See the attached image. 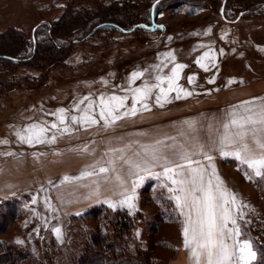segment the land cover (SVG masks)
<instances>
[{"label": "rangeland", "instance_id": "rangeland-1", "mask_svg": "<svg viewBox=\"0 0 264 264\" xmlns=\"http://www.w3.org/2000/svg\"><path fill=\"white\" fill-rule=\"evenodd\" d=\"M223 1L0 0V33L16 30L23 35L24 43L32 32L42 41L50 34L52 45L59 50L54 60H44L36 54L28 61L0 66L3 72L0 141H6L10 150L18 151L14 149L21 143L17 131L36 124V119L59 122L60 109L63 116L81 117L85 114L83 109L91 103L88 114L97 119V124L81 125L71 120L67 121V126L72 131L54 134L56 130L59 132L54 129L52 135L71 136L72 142L67 145H72L75 153L82 151L92 155L99 149V141L105 143V151H110L116 142L122 144L129 140V134L127 127L115 124L104 127L99 117L100 99L127 96L124 104L131 108V90L159 83L156 77L169 76L176 64L185 66L179 70L177 83L191 94L181 93L182 98L176 99L177 93L170 92L169 102L161 107L156 103L159 89L153 87L146 100L151 110L176 108L182 104L191 107L196 98L226 95L232 87L257 83L264 78V7H260L264 0H227L219 13ZM152 2H157L158 10L148 29L137 25L123 32L103 25L121 22L129 26L139 22L145 18ZM239 10L244 13H238ZM75 12L85 16L82 22L73 15ZM26 44L24 50L15 54L17 57L30 56L31 44ZM169 52L174 60L164 55ZM205 52L210 55L201 62L207 65V70L196 63ZM134 71L143 75L130 80ZM189 76L193 77L191 83ZM161 86L167 88V82ZM137 108L140 109L139 104ZM58 143H61L59 138ZM32 146L23 143V149L31 151ZM100 166L106 167L90 162L87 170L95 172ZM233 172L241 178L238 177L239 184L232 180V193L238 202L246 205L241 209L243 218L238 217V224L244 237L252 242L257 260L254 243L264 242V194L260 189L264 175L256 176L253 169L241 164H235ZM142 192L143 197L136 202L135 209L119 208L137 214L126 254L146 260V264H167L172 245L162 229L178 221L176 206L154 180L146 182ZM6 199L18 200L22 215L1 238L28 253L23 264H72L71 258L80 253L87 230L96 228L92 220L79 222L71 217L73 214L62 216L48 190L28 191L14 198L0 196V203ZM54 228L59 229V235Z\"/></svg>", "mask_w": 264, "mask_h": 264}, {"label": "snow or ice", "instance_id": "snow-or-ice-1", "mask_svg": "<svg viewBox=\"0 0 264 264\" xmlns=\"http://www.w3.org/2000/svg\"><path fill=\"white\" fill-rule=\"evenodd\" d=\"M164 55L171 60L175 59L171 52ZM209 55V52H205L203 57L196 60V63L205 70H207V65L201 61ZM184 67L182 64H176L169 76L156 77L159 83L131 90L133 93L131 108L125 107L124 101L127 96L112 95L106 99L101 98L99 117L104 122V127L107 128L126 116H134L140 109L149 111L146 100L153 87L159 89L156 94V103L161 107L163 103L169 102L168 93L170 92L177 93L176 99L182 98L181 93L190 95L191 93H187L177 83L179 70ZM142 75V72L134 71L131 73L130 80H135ZM192 80L193 77L189 76V83ZM165 81L167 88L161 86ZM85 99L88 98L85 97ZM137 104L140 105V109L137 108ZM91 107L89 103L88 107L83 109L85 113L83 116L71 117L72 122L88 126L97 124V119L88 114ZM239 107L243 111L234 112L233 118L223 124L225 131L215 146L222 155H233L253 169L256 176L264 175V98H259V103L253 100L242 101ZM58 112L60 113L59 125L63 127H58L56 123H53L51 128H58L61 134L69 132L70 128L64 124L63 109ZM230 129H235V131ZM48 131V127L43 124H31L22 131H17L16 136L21 143L29 145L54 143L56 136L49 137L46 135ZM167 139L174 140L173 137ZM249 140L252 141L251 144ZM0 143H6V141H0ZM203 149L204 145H195L193 150H189L183 145L165 144L162 140H157L150 145L143 146V152H137L135 159L121 156L123 163L129 166L128 174L138 175L139 179L132 184L133 194H129L127 190L120 193L122 199L119 204L134 208V190L144 179L139 174L146 173L148 176H154L161 180L160 187L167 189L168 198L175 202L177 210L184 217L181 232L191 264H253L256 260V252L252 242L244 237L238 224V217L243 218L241 209L246 205L238 202L237 196L225 187L224 181L217 174L214 164L211 163L212 157L203 152ZM110 151L121 153L123 149H110ZM201 152H203L204 160L209 162L207 167L194 158ZM156 168L160 171H153ZM109 170L104 166L98 168L99 173H107ZM95 174V172L83 173L86 176ZM68 179L69 177L65 175L64 180ZM116 179L121 181L120 186L123 187L121 178L117 176ZM92 194H99L98 185ZM53 231L59 235V229L54 228ZM17 242L20 243V241Z\"/></svg>", "mask_w": 264, "mask_h": 264}, {"label": "crops", "instance_id": "crops-1", "mask_svg": "<svg viewBox=\"0 0 264 264\" xmlns=\"http://www.w3.org/2000/svg\"><path fill=\"white\" fill-rule=\"evenodd\" d=\"M230 90L226 95L215 94L196 98L192 101L191 107L182 104L170 109L142 110L134 116L117 120L115 125L127 127L125 130L129 134V140L122 144L121 141H118L113 146V149H123L121 153L105 151V143L99 140L98 148L100 150L98 149L92 155L82 151L80 153L72 152L73 146L67 145L68 142H72L71 136L68 137L69 139L56 136L55 146L53 143L33 144L31 151L26 150V147L23 149V143L14 147L18 151L10 150L6 143L5 145L0 143V196L14 198L24 195L28 191L48 190V195L62 216L80 212L82 209L100 203L107 206L115 204L116 206H111L112 208H126L127 206L119 204L122 199L120 193L127 190L129 194H133L132 184L137 182L139 177L128 174L129 166L124 164L120 157L135 159L137 152H143V146L150 145L157 140H162L165 144L183 145L189 150H193L195 145H204L203 152L212 157L211 163L214 164L217 174L224 181L225 187L232 192V180H236L239 184L238 177L241 178V176L233 174L234 165L246 166V164L233 155H222L215 144L225 131L223 124L233 118L234 112L243 111L239 107L242 101L253 100L259 103V98H264V78L261 77L255 84H241ZM34 116L37 117V114L34 113ZM72 116L64 115L65 125H67V121H71ZM39 120L36 119L34 122L48 127L49 131L46 135L49 137L54 132V128H51L53 123L63 126L59 125L58 121L43 120L42 122ZM230 130L235 131V129ZM57 133L60 131L54 132V134ZM168 137H173L174 140L167 139ZM58 138L61 143H58ZM248 142L252 143L251 140ZM51 149H54L55 152H51ZM203 152L194 158L200 160L207 167L209 162L204 160ZM90 159L92 160L90 161ZM90 162L91 165L94 163H97V166L106 165L110 170L107 173H99L97 169L95 175H83L84 172L90 171L87 170V165ZM235 169L238 168L235 167ZM153 171H160V169L156 168ZM65 175L69 177L68 180H64ZM139 175L144 179L134 190V205L142 199V189L146 182L154 180L161 184V180L154 176H148L146 173ZM117 176L123 181V187L120 186L121 181L116 179ZM97 185L99 194L93 195V190ZM164 189L169 196L167 189ZM172 202L175 204L174 201ZM133 209L135 208H130V210ZM177 213L178 221L170 224V227L165 226L162 229V234L166 240L168 237V242L172 245L171 256L168 257L167 264H191L181 232L184 217L178 210Z\"/></svg>", "mask_w": 264, "mask_h": 264}, {"label": "trees", "instance_id": "trees-1", "mask_svg": "<svg viewBox=\"0 0 264 264\" xmlns=\"http://www.w3.org/2000/svg\"><path fill=\"white\" fill-rule=\"evenodd\" d=\"M226 1L227 0L221 2L219 13L223 11ZM157 5V2L150 3L145 18L141 19L139 22L131 23L129 26H125L121 22V24L112 22L104 23L103 25L113 26L123 32H129L135 29L137 25H142L143 28L148 29L153 25V20L155 19L158 10ZM260 7H264V1L260 2ZM238 13L243 14L244 11L239 10ZM73 15L81 22L85 17L83 14L76 12ZM48 36L49 37L45 41H42L36 37L34 32H32L29 36L25 37L24 43L22 38L23 35L17 33L16 30L10 29L1 32L0 66H9L14 62H25L36 54H40V57L42 56L44 60H54L53 56L57 57L59 50L52 45L50 34ZM26 43L31 44L32 53L28 57H17L15 54L24 50L27 46ZM2 77L3 72L0 71V81L3 80ZM260 189L264 194V181L260 184ZM21 215L22 208L20 207L18 200L6 199L1 201L0 264H23L28 257L27 252L19 251L14 244L1 238L3 232ZM71 217L79 222L82 221L81 219L96 222L95 229H91L90 231L87 230L88 234L85 235V241L80 253L71 258L72 264H146V260L126 254L128 247L127 241L131 238L132 228L137 219V214L135 212L129 213L125 209L119 208L112 209L106 204L100 203L89 206L80 212L71 215ZM124 239L127 240L124 241ZM254 244L258 253L257 260L254 264H264V242H256Z\"/></svg>", "mask_w": 264, "mask_h": 264}]
</instances>
